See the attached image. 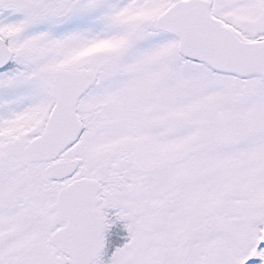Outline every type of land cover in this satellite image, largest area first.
<instances>
[{
	"label": "snow or ice",
	"instance_id": "6c2138e0",
	"mask_svg": "<svg viewBox=\"0 0 264 264\" xmlns=\"http://www.w3.org/2000/svg\"><path fill=\"white\" fill-rule=\"evenodd\" d=\"M0 264H264V0H0Z\"/></svg>",
	"mask_w": 264,
	"mask_h": 264
}]
</instances>
